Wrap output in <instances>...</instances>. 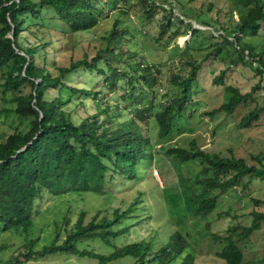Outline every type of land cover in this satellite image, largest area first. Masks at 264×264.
Here are the masks:
<instances>
[{"label": "trees", "instance_id": "obj_1", "mask_svg": "<svg viewBox=\"0 0 264 264\" xmlns=\"http://www.w3.org/2000/svg\"><path fill=\"white\" fill-rule=\"evenodd\" d=\"M164 1L169 7H162L166 15L159 22L158 33L152 36L154 41H158L164 28L171 25L169 16L176 3ZM231 1L237 14L231 27L221 25L208 29L209 21L199 19L207 27H191L190 32L195 34L197 30H205L215 39L206 53L208 57L219 53L223 46L230 45L237 51V57L264 80V49L257 40L264 38V32H261L264 30V0ZM111 2L113 0H109V4ZM44 6H50L68 30L77 31L89 29L97 23L107 6V0H0V69L5 67L0 74V93L3 96L8 93L10 97L2 96V99L12 103V106L2 107L1 110L15 112L21 118L29 116L25 130H13L0 140V234L12 232L25 235L5 258L0 256V264H27L35 256L56 253L86 257L98 264L124 255L130 256L138 264H192L194 255L186 251L188 241L177 229L171 231L167 240L158 246L152 243V239L113 246L108 253L78 246L80 240L94 237L110 244L111 238L123 233L127 226L116 229L111 226L120 217L128 215L138 201L137 196L122 209L112 208L110 217L101 215L96 218L95 212L84 221V211L79 210L74 222L67 228L64 226V235L59 241L58 224L54 226L55 232L50 241L39 248L35 247L37 238L27 237V228L32 224L35 213L34 200L40 193L48 192L54 196L87 190L102 193L105 184L112 178L135 179L139 166L142 168L151 161L153 164L160 162L159 155L151 150L147 121L153 116L160 136L168 132L171 112L178 108V102L189 95L188 85L195 80L199 68L197 63L188 62V74L177 82L180 94L175 98L168 97L166 104L160 100L155 103L154 87L158 83L159 68L141 54L135 56L133 52L125 50L126 30L118 27L114 20L104 36V46L98 48L92 57H82L70 61L68 65H56L57 73L51 74L45 64L35 62L37 49L45 44L25 42L22 46L17 39L29 20L41 18L40 9ZM182 6L180 4L177 9ZM153 7L146 10L148 16L152 15ZM96 61L101 66H97ZM252 62L253 66L250 64ZM79 65L102 75L99 88H80L64 83V75ZM222 74L223 69L212 77L211 83H222ZM170 80H175V75ZM24 84L29 86L27 92L23 91ZM47 88H55V95L46 96ZM62 88H68L65 99L60 94ZM108 91L116 94V103L101 101ZM76 93L90 95L96 109L78 120L72 118L73 108L64 107ZM249 95V91L232 95L226 102L220 103L218 109L230 112L239 103H245ZM80 101L78 103L81 104ZM120 103H124L122 107ZM156 104L157 109L154 110ZM263 109L264 103L247 110L239 118L238 126L248 127ZM162 152L177 161L172 168L178 181L185 178L179 172L184 162L196 166L190 174L192 184L189 187L183 184L179 191L184 202L182 209L186 213L206 215L215 207L217 197L231 187L240 184L241 188H246L252 177L264 181V151L254 155L255 161L252 163L242 157L208 152L193 143L188 148L165 146ZM244 176L247 178L242 180ZM160 179L163 184L162 177ZM249 199L254 203L261 201L252 196ZM262 220L264 209L254 208L247 225L233 223L224 235L213 234L222 242L216 256L225 264H242L238 240L259 228ZM66 221L67 217H64ZM237 227L240 229L236 232ZM7 247V244L0 243V252ZM178 256L179 260L173 263ZM252 264H264V256L254 259Z\"/></svg>", "mask_w": 264, "mask_h": 264}, {"label": "rangeland", "instance_id": "obj_2", "mask_svg": "<svg viewBox=\"0 0 264 264\" xmlns=\"http://www.w3.org/2000/svg\"><path fill=\"white\" fill-rule=\"evenodd\" d=\"M171 1L176 3L175 7L171 8L173 13L169 16L171 25L164 28L158 41H154L152 36H156L159 22L166 15L162 7H169L164 0H113L111 4L107 0V6L97 23L89 29L77 31L68 30L66 24L56 17L53 9L44 6L40 9L41 18L29 20L19 33L17 39L22 46L25 42L45 44L37 49L35 62L38 65L45 64L51 74H56V65H68L70 61L82 57L89 59L98 48L103 47L104 36L115 20L118 27L126 30L123 43L125 50L133 52L135 56L141 54L145 60H152L159 68L158 83L154 87L155 103L160 100L162 104H166L168 97L175 98L180 94L177 82L188 74L190 67L188 62L197 63L199 66L195 80L190 81L188 85L189 95L178 102V108L171 112L168 132L160 136L153 116L147 121L151 150L153 154L159 155L160 162L156 161L153 164V161L149 160L151 162L146 166L142 168L139 166L135 179L112 178L105 184L102 193L88 190L64 192L55 196L48 192L40 193L34 200L35 213L32 224L27 228V237L37 238L35 247L39 248L50 241L55 232V224L59 225V241L64 235V226L67 228L74 222L79 210L84 211V221L90 219L95 212L96 218L101 215L110 217L112 208L122 209L137 196L138 201L128 215L120 217L111 226L112 229L127 226L123 233L111 238L110 244H106L99 237H94L80 240L78 246L101 253L110 252L113 246L140 239H152V243L158 246L167 240L171 231L177 229L188 241L186 251L194 255L192 264H225L216 256L222 242L213 234L224 235L233 223L238 226L247 225L251 219L252 209H264V181L255 177L250 179L246 188H241V185L237 184L221 193L216 199L215 207L206 215L186 213L182 209L184 202L179 191L183 184L185 187L192 184L190 174L195 171L196 166L187 163L188 161L181 163L179 172L185 178L184 181H178L172 168L177 161L163 155V147L179 145L188 148L193 143L208 152L233 155L244 158L246 162H254L253 156L264 151V109L248 127L238 126V120L247 110L263 105L264 80L251 66L237 57V51L230 45L223 46L219 53L208 57L206 53L211 49L215 39L205 30H197L195 34L190 32L191 27L206 28L207 25L203 22L205 20L207 23L209 21L208 29L221 25L231 27L237 18L236 8L231 0ZM180 4L183 6L178 10ZM150 6H154L153 13L148 16L146 10ZM199 19L203 21L200 22ZM257 40L264 49V38ZM96 62L97 66H101L99 61ZM250 64L254 65L253 62ZM222 69V83H211L212 77L219 74ZM4 70L3 66L0 74ZM172 75H175V80L171 81ZM63 81L68 86L96 89L101 86L102 75L94 69L87 70L83 65H79L66 73ZM254 85L257 86L253 87ZM28 90V84H24L23 91ZM67 91L68 88L61 89L63 99L66 98ZM246 91H249L250 95L245 103H239L230 112L218 109L219 104L226 102L230 96ZM52 95H55V88H47L46 96ZM2 96L0 93V140L13 130H25L29 119V116L21 118L15 112L2 111V107L12 106V103L3 100ZM3 97L9 98L10 95L6 93ZM79 100L81 104L78 103ZM101 101L114 104L117 102V96L108 91ZM123 104L120 103L119 106L122 107ZM64 107L73 108L72 118L75 120L96 111L90 95L79 93H76ZM159 176L162 177L163 184ZM246 178L244 176L242 180ZM137 192L140 194L137 195ZM250 196L261 201L254 203L249 199ZM64 217H67L66 222ZM239 229L237 227L236 232ZM24 236L12 232L0 234V243L8 245L0 252V256L5 258ZM238 245L242 251V264H252L254 259L263 257L264 220L261 221L259 228L238 240ZM179 257L173 263L177 262ZM27 264L98 263L82 256L56 253L35 256L29 259ZM104 264L138 262L124 255Z\"/></svg>", "mask_w": 264, "mask_h": 264}, {"label": "water", "instance_id": "obj_3", "mask_svg": "<svg viewBox=\"0 0 264 264\" xmlns=\"http://www.w3.org/2000/svg\"><path fill=\"white\" fill-rule=\"evenodd\" d=\"M22 148V147H21ZM21 148H19V149H21Z\"/></svg>", "mask_w": 264, "mask_h": 264}]
</instances>
